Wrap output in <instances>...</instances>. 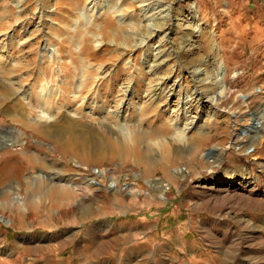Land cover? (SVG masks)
Masks as SVG:
<instances>
[{
	"label": "rangeland",
	"instance_id": "374dc122",
	"mask_svg": "<svg viewBox=\"0 0 264 264\" xmlns=\"http://www.w3.org/2000/svg\"><path fill=\"white\" fill-rule=\"evenodd\" d=\"M142 219L149 264H264V0H0V264H138L79 235Z\"/></svg>",
	"mask_w": 264,
	"mask_h": 264
},
{
	"label": "crops",
	"instance_id": "0c3cea01",
	"mask_svg": "<svg viewBox=\"0 0 264 264\" xmlns=\"http://www.w3.org/2000/svg\"><path fill=\"white\" fill-rule=\"evenodd\" d=\"M112 221L115 223L114 220ZM103 222H104L103 220L97 221V224L90 227L87 234L86 232L81 233V235H79L80 233H78V235L80 236V239L82 240V243L87 246L90 245L89 251L91 255H95L91 249L92 246L95 248L102 246V243L100 242L108 234V235H114L118 237V239L120 238L123 239L124 237L128 239L133 238V240H130V242L132 243L135 242L136 244L131 246V249L129 248L128 251H130V253L133 254L132 256L135 257V260L138 264H149L148 263L149 258L153 257L154 259H156L158 256H160V254L158 253H154V252L151 253L152 247L153 246L155 247L163 246L164 243L162 241L157 242L152 238L154 234H157L155 233L156 229L151 228V226L145 227V225L147 224V221L142 219L141 225L140 224H138V226L126 225V227H121V223L119 225L105 226ZM124 244H127V243L122 242V240H118L117 242L118 249L123 250ZM200 251L201 249L194 250V252L197 253L198 255H203V253H200ZM194 263L198 264L196 262Z\"/></svg>",
	"mask_w": 264,
	"mask_h": 264
},
{
	"label": "bare ground",
	"instance_id": "6f19581e",
	"mask_svg": "<svg viewBox=\"0 0 264 264\" xmlns=\"http://www.w3.org/2000/svg\"><path fill=\"white\" fill-rule=\"evenodd\" d=\"M81 16L82 17H85L86 16V18H88V16H87V11L86 12H82L81 13ZM216 65H217V72H216V78H218V81L219 82H221L222 83V81H221V79H222V77H223V74H224V72H225V67H224V65H223V62H221V61H219V59L218 60H216ZM220 91H222V89H220ZM259 124H261V122L262 121H260V120H258L257 121ZM255 124V123H254ZM118 130H119V132H120V134L122 135V136H124V137H126V136H128V135H131V131H129L125 126H123V125H119L118 126ZM130 137V136H129ZM175 138L176 139H178V140H182V138H183V134H182V132L179 130L178 131V133H176V136H175ZM17 161V160H16ZM4 168V167H3ZM99 172V174H101L102 173V171L101 170H99L98 171ZM215 179V178H214ZM222 179H224L225 181L227 180V181H230V180H236V179H238L237 177H234V176H232V175H227V176H224V177H222ZM161 182V181H160ZM116 183V181H113V184H115ZM68 187V186H67ZM62 189V188H61ZM159 190H161L163 193L166 191V184L165 183H163V182H161L160 183V186H159ZM65 192V191H64ZM66 194V193H65ZM64 195V194H63ZM68 195V194H67ZM64 197H65V195H64Z\"/></svg>",
	"mask_w": 264,
	"mask_h": 264
},
{
	"label": "water",
	"instance_id": "95a60500",
	"mask_svg": "<svg viewBox=\"0 0 264 264\" xmlns=\"http://www.w3.org/2000/svg\"><path fill=\"white\" fill-rule=\"evenodd\" d=\"M221 81H222V83L224 84V82H223V77H222ZM257 123H258V122H257ZM258 124H259V123H258Z\"/></svg>",
	"mask_w": 264,
	"mask_h": 264
}]
</instances>
